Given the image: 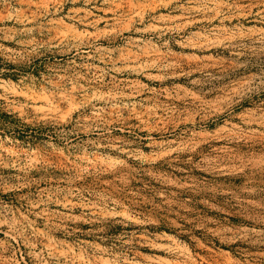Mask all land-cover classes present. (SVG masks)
Masks as SVG:
<instances>
[{
  "label": "rangeland",
  "instance_id": "obj_1",
  "mask_svg": "<svg viewBox=\"0 0 264 264\" xmlns=\"http://www.w3.org/2000/svg\"><path fill=\"white\" fill-rule=\"evenodd\" d=\"M0 264H264V0H0Z\"/></svg>",
  "mask_w": 264,
  "mask_h": 264
},
{
  "label": "bare ground",
  "instance_id": "obj_2",
  "mask_svg": "<svg viewBox=\"0 0 264 264\" xmlns=\"http://www.w3.org/2000/svg\"><path fill=\"white\" fill-rule=\"evenodd\" d=\"M193 50V49H191ZM192 59H196L197 56L194 54V55H190ZM192 123L194 126H196V121L192 120ZM106 124V123H105ZM249 124V123H248ZM108 125V124H107ZM102 127V126H101ZM222 128V127H220ZM97 129V128H96ZM101 129V128H100ZM125 129H127V127H120L117 131H119L122 135L120 136H117V137H114V139H112L110 141L111 145L109 146L110 149L112 151H117V152H125V147L127 146V142L125 139H128V137L126 135H124L125 133H127V131H125ZM221 130V129H220ZM114 131V130H113ZM222 131V130H221ZM107 132V131H106ZM109 132V131H108ZM206 132L205 134H208V131H204ZM111 133V132H109ZM90 134V133H89ZM112 134V133H111ZM85 135V134H84ZM106 135V134H105ZM110 135V134H109ZM79 137V136H78ZM83 137V136H82ZM92 137V136H91ZM90 138V137H89ZM74 139V138H73ZM102 139V138H101ZM79 140V139H78ZM91 140V139H90ZM96 141V140H95ZM89 142V141H88ZM97 143V142H96ZM107 148V147H106Z\"/></svg>",
  "mask_w": 264,
  "mask_h": 264
}]
</instances>
